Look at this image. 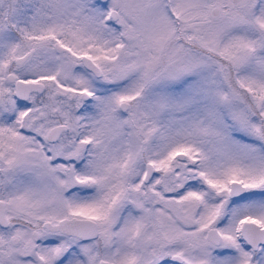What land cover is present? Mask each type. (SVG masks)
<instances>
[{
  "label": "snow or ice",
  "instance_id": "6c2138e0",
  "mask_svg": "<svg viewBox=\"0 0 264 264\" xmlns=\"http://www.w3.org/2000/svg\"><path fill=\"white\" fill-rule=\"evenodd\" d=\"M0 264H264V0H0Z\"/></svg>",
  "mask_w": 264,
  "mask_h": 264
}]
</instances>
